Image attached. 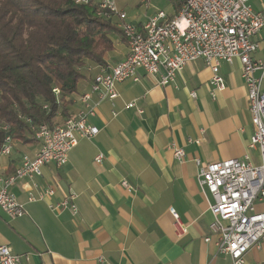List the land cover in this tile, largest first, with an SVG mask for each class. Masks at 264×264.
Listing matches in <instances>:
<instances>
[{
    "label": "crops",
    "instance_id": "crops-1",
    "mask_svg": "<svg viewBox=\"0 0 264 264\" xmlns=\"http://www.w3.org/2000/svg\"><path fill=\"white\" fill-rule=\"evenodd\" d=\"M250 4L264 14V0ZM147 16L131 20L142 25ZM255 38L260 47L252 56L264 59V30ZM127 53L126 41L117 40L103 65L89 63L67 100V113L59 112L56 122L75 116L95 76ZM220 73L226 86L216 98L209 83L212 70L202 58L188 63L173 84L163 86L143 70L139 81L118 82V97L101 102L89 118L99 128L96 136L79 138L64 166L48 163L41 175L11 187L26 213L11 219L0 210V243L22 255L21 264H230L214 237L205 240L213 199L200 190L196 159L207 164L248 154L255 164L262 160L259 150L249 147L255 127L240 61L221 62ZM97 100L92 93V102ZM170 144L184 148V160L174 156ZM38 149L37 141H14L11 154H0V174L13 173L24 155L33 157ZM98 154L104 155L101 163L95 162ZM124 180L131 189L122 185ZM47 187L55 194L40 199ZM31 193L36 200L29 199ZM70 194L76 196V213L50 208ZM171 208L187 227L183 235L175 230ZM256 210L264 212V200H257ZM261 241L247 254V264H264Z\"/></svg>",
    "mask_w": 264,
    "mask_h": 264
},
{
    "label": "built area",
    "instance_id": "built-area-1",
    "mask_svg": "<svg viewBox=\"0 0 264 264\" xmlns=\"http://www.w3.org/2000/svg\"><path fill=\"white\" fill-rule=\"evenodd\" d=\"M91 1L76 0L78 3ZM95 1L99 16L118 21L127 43V56L110 69L102 68L95 76L91 92L82 95V107L75 116L67 117L63 123L53 127L31 125L39 149L33 157L24 155L13 173L0 174V210L11 219L26 213L11 187L21 179L41 175L42 167L48 163L64 166L79 138L96 136L99 128L90 123L89 118L96 114L101 102H113L118 97V82L139 81L138 71L143 70L157 76L163 86L173 84L189 62L202 58L212 70L209 83L212 85L211 96L216 98L217 92L226 86L220 73L221 62L232 64L238 59L249 94L248 110L255 127L249 147L259 150L262 161L255 164L246 154L244 158H228L207 164L197 158L196 163L199 166L200 190L213 199L209 205L213 219L209 225L210 234L205 240L211 241L214 237L218 252L229 255L230 264H247L249 251L259 247L264 239V212L256 210L257 200H264V59L252 56L260 47L255 37L264 30V14L256 11L250 0H178L181 6L175 13L161 9L147 16L142 25H137L120 8L118 0ZM141 2L149 9L148 0ZM55 91L58 93V89ZM92 93L98 96L96 102H92ZM191 96L196 97V92H191ZM128 106L133 107L134 103ZM188 141L200 143V139L195 138ZM13 147L14 140L8 135L0 154H11ZM168 148L178 160L185 159L183 147L170 144ZM103 159L104 155L98 154L95 162L101 163ZM122 185L131 189L126 180ZM54 194L55 190L47 187L40 190L39 198ZM75 198L70 194L58 204H50V208L56 211L69 208L76 213ZM29 199L37 198L31 193ZM171 213L176 232L183 235L187 227L173 208ZM22 257L12 252L7 244L0 243V264H21Z\"/></svg>",
    "mask_w": 264,
    "mask_h": 264
},
{
    "label": "trees",
    "instance_id": "trees-1",
    "mask_svg": "<svg viewBox=\"0 0 264 264\" xmlns=\"http://www.w3.org/2000/svg\"><path fill=\"white\" fill-rule=\"evenodd\" d=\"M114 20L95 0H0V150L8 135L37 141L31 125L53 127L67 113L88 64L103 65L125 40Z\"/></svg>",
    "mask_w": 264,
    "mask_h": 264
},
{
    "label": "rangeland",
    "instance_id": "rangeland-1",
    "mask_svg": "<svg viewBox=\"0 0 264 264\" xmlns=\"http://www.w3.org/2000/svg\"><path fill=\"white\" fill-rule=\"evenodd\" d=\"M175 1L176 0H148L149 9L145 8V4H143L141 0H118V4L123 7L130 19H132L136 18V16H144V13L152 15L161 9L168 13L172 12L174 11ZM114 21L116 22L117 20L115 19Z\"/></svg>",
    "mask_w": 264,
    "mask_h": 264
}]
</instances>
